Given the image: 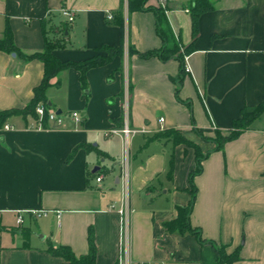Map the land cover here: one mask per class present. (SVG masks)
Wrapping results in <instances>:
<instances>
[{"label": "crops", "instance_id": "crops-1", "mask_svg": "<svg viewBox=\"0 0 264 264\" xmlns=\"http://www.w3.org/2000/svg\"><path fill=\"white\" fill-rule=\"evenodd\" d=\"M212 2L214 8L199 16L193 51L185 56L190 71L182 73L177 59L139 55L160 48L162 40L154 12L130 14L128 0H0V37L9 24L24 54L44 50V21L52 27L49 36L63 44L54 51L62 61L86 60L102 46L119 44L122 35L125 39L122 55L88 71L86 88L74 68L52 79L50 110L79 111L81 123L67 118L62 128L47 123L38 129L36 118L13 116L5 122L13 129L0 127V264H64L49 246H68L80 257L89 252L90 230L95 264H220L217 246L227 254L238 252L232 264H264V112L223 150H214V143L196 132L207 137L216 129L227 132L244 107L264 101V0ZM191 3L148 2L167 9L184 46L192 42ZM62 8L71 11L73 21ZM118 12L124 34L115 23ZM43 75L40 59L0 51V110L24 108ZM127 103L130 125L145 132L130 141L125 194L119 179L123 139L105 132L123 126ZM161 126L181 131L204 153L211 151L193 179L191 224L204 241L164 226L177 217V206L192 199L196 152L172 140H152ZM126 196L130 220L122 250V216L110 206L119 207ZM43 209L48 216L27 213L24 224H17L18 211Z\"/></svg>", "mask_w": 264, "mask_h": 264}, {"label": "trees", "instance_id": "trees-1", "mask_svg": "<svg viewBox=\"0 0 264 264\" xmlns=\"http://www.w3.org/2000/svg\"><path fill=\"white\" fill-rule=\"evenodd\" d=\"M149 0H128L129 13L136 11L151 10L156 17V31L162 40V46L158 49L150 50L147 52L139 53L142 58L159 57L162 61L167 62L171 59H177L181 63V71H186L185 56L193 51V43L198 36V19L199 16L214 8L212 0H192L189 4V12L192 19V42L188 46H184L181 41L180 34H176L172 28V25L167 16V9L162 6H151L148 4ZM115 23L119 25L124 34V20L121 12L116 14ZM48 21L43 23V33L45 37V47L41 52L33 54H24L16 46L14 42V34L9 24L6 25L3 35L0 37V51L7 53H16L22 59L28 61L33 59H40L44 64V75L41 82L34 88L33 97L31 101L22 109H8L0 110V127L13 116H22L27 118L32 116L37 117L36 107L39 104H43L47 109L51 108L49 99V89L52 86V79L55 78L61 72L70 68L80 71V81L84 88L87 87V73L90 69L99 67L109 63L115 56L122 55L124 52V35H122L121 42L115 45H105L100 47L97 51L98 54L83 60L73 61L60 60L54 51L63 47L60 39H55L49 36L52 27L47 26ZM66 30V26L63 27L62 32ZM130 53L134 52L131 46H129ZM104 51L106 55L100 52ZM182 78L179 79L178 87L176 89V95H178ZM264 112V101L256 106L244 107L241 112V117L235 119L232 123L231 129L227 132H223L216 129L214 137L205 136L200 130H196L200 137L208 142L214 143V150H223L225 144L238 138L245 130L249 129L252 123L261 116ZM47 124V123H46ZM155 139H167L172 140L174 144H183L187 147H191L196 152V167L190 173V184L192 199L186 206H177V217L164 224L166 230L171 233H193L198 236L200 241H204L201 236V231L194 228L191 224V213L195 204V197L197 193V187L194 184V176L201 173L203 170V161L208 157L211 151L203 152L200 146L191 140L187 139L183 133L179 130L166 129L156 133L152 140ZM174 161L170 163V173H173ZM89 252L80 257L76 256L70 247L61 245L57 248L52 245L49 246L48 251L57 257L64 259V264H95L96 263V244L94 241L93 231H89ZM218 254V261L220 264H232L239 259L238 252L227 254L224 247H216Z\"/></svg>", "mask_w": 264, "mask_h": 264}, {"label": "built area", "instance_id": "built-area-1", "mask_svg": "<svg viewBox=\"0 0 264 264\" xmlns=\"http://www.w3.org/2000/svg\"><path fill=\"white\" fill-rule=\"evenodd\" d=\"M61 14L65 17H68L69 21H73L74 17L71 11L66 8L61 9ZM109 19H112L113 16L110 14ZM190 68L186 67V72H189ZM126 117L124 124L121 128H112L105 132V135L111 137L113 135H119L123 139V155L120 162V175L119 179L123 184L125 194L129 191L130 181H131V168H130V141L131 139L142 132H145L144 129H136L132 127L129 123V112H128V103L126 105ZM36 120L33 124L34 127L38 129L46 128V123L51 124L54 128H62L65 125L66 119L70 118L76 123H81L83 120L82 115L79 111H72L69 114L58 113L55 110L47 109L43 104H39L36 107ZM165 121L164 117H160L159 122L163 124ZM14 127L9 123H5L3 125V129L11 130ZM164 130L163 126H161V131ZM103 176L97 177V181L101 182ZM110 209H117V211L122 216L121 222V231H120V243L122 250L126 248L128 242V230H129V220H130V208L127 202V196L123 198L119 207H116V204H112ZM49 210H28V211H18L17 224L23 225L25 222V214H30L35 218H41L44 216H48ZM58 217L60 216V212L56 211ZM123 259V255L121 257ZM119 264H122L120 262Z\"/></svg>", "mask_w": 264, "mask_h": 264}, {"label": "rangeland", "instance_id": "rangeland-1", "mask_svg": "<svg viewBox=\"0 0 264 264\" xmlns=\"http://www.w3.org/2000/svg\"><path fill=\"white\" fill-rule=\"evenodd\" d=\"M101 54H103V55H106V53L104 52V51H102V52H100Z\"/></svg>", "mask_w": 264, "mask_h": 264}, {"label": "water", "instance_id": "water-1", "mask_svg": "<svg viewBox=\"0 0 264 264\" xmlns=\"http://www.w3.org/2000/svg\"><path fill=\"white\" fill-rule=\"evenodd\" d=\"M62 111H58V113H61Z\"/></svg>", "mask_w": 264, "mask_h": 264}]
</instances>
